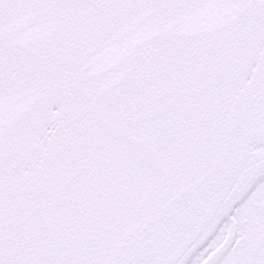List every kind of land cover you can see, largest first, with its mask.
<instances>
[{
    "label": "snow or ice",
    "instance_id": "snow-or-ice-1",
    "mask_svg": "<svg viewBox=\"0 0 264 264\" xmlns=\"http://www.w3.org/2000/svg\"><path fill=\"white\" fill-rule=\"evenodd\" d=\"M0 264H264V0H0Z\"/></svg>",
    "mask_w": 264,
    "mask_h": 264
}]
</instances>
